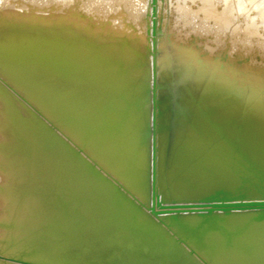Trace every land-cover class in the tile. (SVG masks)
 <instances>
[{
  "label": "bare ground",
  "instance_id": "bare-ground-1",
  "mask_svg": "<svg viewBox=\"0 0 264 264\" xmlns=\"http://www.w3.org/2000/svg\"><path fill=\"white\" fill-rule=\"evenodd\" d=\"M73 1L0 0V237L18 234L27 211L36 208L49 210L43 220L62 219L61 239L53 233L58 249L49 246L51 237L46 249L39 242L45 252L33 250L29 264H264V22H255L264 12H254L245 47L228 41L219 47L201 44V37L194 43L188 32L171 36L170 23L142 30L144 12L135 8L148 1L120 6L126 13L115 18L112 9L103 12L106 0L97 2L102 12L91 0V12L99 13L89 16L85 1L76 7ZM110 4L115 11L121 5ZM225 5L226 16L239 14L233 1ZM123 17L140 18V29H129ZM168 34L169 41L162 37ZM174 66L188 69L178 76L170 72ZM119 92L151 95L137 109L138 100L130 107ZM167 95L186 100L173 104L197 109L198 102V111L212 114L197 119L189 109L194 118L184 112L182 119L169 108L166 117L155 102ZM237 128L254 142L245 146ZM25 181L33 192H25L19 207ZM40 186L45 195L35 192Z\"/></svg>",
  "mask_w": 264,
  "mask_h": 264
},
{
  "label": "rangeland",
  "instance_id": "rangeland-1",
  "mask_svg": "<svg viewBox=\"0 0 264 264\" xmlns=\"http://www.w3.org/2000/svg\"><path fill=\"white\" fill-rule=\"evenodd\" d=\"M35 1H37V0H35ZM70 1H73V0H70ZM74 1H77V2H75L74 3ZM73 2H72V5H73V7H76V6H78V5H80V3L81 2H86V9H87V12H86V15H91V14H95V15H97L99 12V10H100V12H102L105 8L107 9H105L103 12L105 13L106 12V14L108 13V15H109V11L112 9V14L110 13V15H109V17H113L114 16V18L115 17H117V16H121L122 14L124 15L126 12H124V11H121V9L122 10H124V5L126 4V9H127V6H128V8H130V4L132 5L133 3H134V8H135V3L137 4V3H139V2H141V0H136V1H138V2H133V0H132V3H130V2H128V0H117L120 4L123 2V4H121V5H119V6H116V7H118L117 8V11H115L116 10V8H114L113 7V5H115V4H110V2H112V0H106V4H107V1H108V5L104 8V7H102L101 9H99L100 8V6L99 5H101V4H103V6L105 5L104 3H105V1L104 0H92V3H93V1L95 2V3H93V5H95L94 7H92L91 8V6H93V5H91V0H83V1H80V0H74ZM79 1V2H78ZM87 1H89V4L90 5H88V2ZM99 1H101V3L99 2ZM130 1V0H129ZM150 2V3H147V4H144L143 2ZM169 1V3H170V5H169V3L167 2V0H161V1H159V0H142V3L144 4V5H146V8H148L147 10H145V6H143V4H141V6H140V4H137V8H139L140 9V11H139V9H137V8H135L136 10H137V14L138 15H142L143 14V12H144V14L148 17V18H150V19H148V21H146V19L145 18H143L145 15L143 14L142 16H138V17H141L145 22H147L148 24H146L142 19L140 20V21H142V23L139 21V19L140 18H138V19H134L133 21H129V18H125V17H123V18H120L121 20H123L124 22H123V24L125 25V23L127 24L126 26L127 27H129V29H135V30H138V29H140V28H142V30L143 29H145V30H148L149 32H153V31H155L156 30V28L157 29H160L161 27H162V25H163V27H162V29L164 30L165 28L164 27H166L167 29H165V31H167L168 33H170L171 34V36L172 35H175V34H177L178 32H176V30L177 31H179V32H188V33H190L189 34V39H191V41L192 42H194V43H197L198 41H199V39H200V43L201 44H207V43H209L208 45H213V42H215L216 44H218V46L220 45V43L221 44H227L228 42H232V43H235L234 45H239V47H241L242 45V47H245L246 46V43H244V42H242V41H244V39L246 40V38L249 36V34L251 33V31L250 30H252L253 31V28H252V26L251 25H253V27H255L256 26V24L258 23V24H261V25H263L264 23V19L262 20L261 19V17H262V15L264 14L263 12H264V8L262 9V7L264 6V0H256V1H254V0H248V3H247V0H245V2L243 3V1L244 0H231V1H233V4H236L238 7H239V14L237 13L236 14V12L234 11V10H231L232 11V13L230 14H228L227 13V16L225 15L226 13H225V3L227 4V1L226 0H201V1H198V0H186V2L184 1V3H186V4H184L183 3V1H181V0H168ZM189 1V2H188ZM193 1H195V3L193 2ZM197 1L199 2V3H197ZM236 1H237V3H236ZM250 1V2H249ZM255 3H254V2ZM259 1V2H258ZM40 2V1H39ZM97 2L98 3H100L99 5L97 4ZM102 2H104V3H102ZM163 2H167L166 4L164 3L163 4ZM172 2H173V4H172ZM178 2V3H177ZM182 2V3H181ZM191 2V3H190ZM235 2V3H234ZM243 3V4H241V3ZM260 2H261V4H260ZM77 3H78V5H77ZM128 3V4H127ZM155 3V4H154ZM180 3V4H179ZM188 3V4H187ZM190 3V4H189ZM202 3V4H201ZM239 3H240V5H239ZM149 4V5H148ZM162 4V5H161ZM175 4H176V7L177 8H175ZM193 4V5H192ZM197 4V5H196ZM202 6H201V5ZM217 4H218V6H217ZM221 4V5H220ZM259 4H260V6H259ZM75 5V6H74ZM151 5L153 6V7H151ZM178 5H179V7H178ZM184 5V6H183ZM186 5L187 6H189L188 8H187V10H184L185 8H186ZM195 5V6H194ZM245 5V6H244ZM91 8H89V7ZM120 6H123L124 8H122V7H120ZM148 6V7H147ZM155 6V7H154ZM157 6L159 7V8H157ZM163 6V7H162ZM166 6H168V7H166ZM171 8H170V7ZM198 6V7H197ZM255 6H257L258 7V9H257V7H255ZM88 7V8H87ZM108 7H110L109 9H108ZM142 7H144V9L142 8ZM162 7V9H160ZM190 7H192V8H190ZM195 9H194V8ZM198 8V10H196L197 8ZM214 7V8H213ZM245 7V8H244ZM96 10V8H97V10L98 11H96L97 12V14H96V12H91V10L93 11L94 9ZM104 8V9H103ZM142 8V9H141ZM153 8H155V9H153ZM184 8V9H183ZM190 8V9H189ZM244 8V9H243ZM247 8V9H246ZM259 8H261V10H259ZM90 9V10H89ZM120 9V10H119ZM170 9V10H169ZM173 9V10H172ZM180 9V13H179V11H177V10H179ZM182 9H183V13H181V11H182ZM195 10V12L193 13V11L192 10ZM208 9V10H207ZM243 9V10H242ZM250 9H251V11H250ZM94 10V11H95ZM102 10V11H101ZM143 10H145V11H143ZM151 10V11H150ZM154 10H156V12L154 11ZM160 12H159V11ZM188 10H191V11H189V12H191V13H193L194 14V16L192 17V15L193 14H191V13H189L188 12ZM221 10V11H220ZM247 10H249V11H247ZM108 11V12H107ZM114 11V12H113ZM126 11V10H125ZM160 13L158 16H160L162 19H161V22L159 21L158 22V20H156L157 18L160 20V17H158L157 16V14H158V12ZM175 11V12H174ZM185 11V12H184ZM258 12V14H257V12ZM260 11V12H259ZM91 12V13H90ZM116 12H118V13H116ZM139 12V13H138ZM142 12V13H141ZM166 12V13H165ZM171 12V13H170ZM177 12V13H176ZM187 12V13H186ZM214 12V13H213ZM254 12H256V14L257 15H259V14H262V15H259V16H257V15H255V16H257L256 17V24H254V23H252L253 22V18H255V16H254ZM262 12V13H261ZM90 13V14H89ZM113 13H115L116 15H113ZM120 13V14H119ZM165 13V16L163 15ZM209 13H211V15L209 14ZM235 13V14H234ZM242 13H243V15H242ZM169 16V17H171L172 15H173V17L171 18V20L173 19V21L171 22V20H167V15ZM178 16H176V15ZM187 15L188 17L190 16V17H192V18H188L187 16H185V15ZM189 14V15H188ZM215 14H217V16H215ZM113 15V16H112ZM155 15H156V17L157 18H155ZM180 15V16H179ZM181 15H182V18H183V21H182V19H180L181 18ZM236 15V16H235ZM246 15V16H245ZM151 16V17H150ZM174 16H175V18H174ZM184 16V17H183ZM197 16H199V17H197ZM238 16V17H237ZM254 16V17H253ZM153 17V18H152ZM164 17H165V19H164ZM168 17V18H169ZM180 17V18H179ZM223 19H222V18ZM235 17V18H234ZM237 17V18H236ZM242 17H244V18H242ZM247 17H249V19L247 18ZM250 17H252V19L250 18ZM212 18H214V19H212ZM244 19V20H242V19ZM258 18V19H257ZM262 18H264V16L262 17ZM152 19V20H151ZM156 21H155V20ZM176 19V20H175ZM234 19H238V23H237V21L236 20H234ZM241 19V20H240ZM245 19H246V21H245ZM260 19V22L258 21ZM150 20V21H149ZM174 20H175V22H174ZM181 20V21H180ZM193 20V21H192ZM196 20V21H195ZM249 20H251L250 22L252 23V24H250V26L249 27H246V25H247V23L249 22ZM255 20V19H254ZM136 21H138V23L136 22ZM170 21V22H169ZM178 21V22H177ZM195 21V22H194ZM209 21V22H208ZM216 23V26H215V23ZM236 21V22H235ZM241 21V22H240ZM243 21V22H242ZM248 21V22H247ZM262 21V22H261ZM136 22V23H135ZM139 22L143 25V23H145L144 24V26L142 27V25L141 24H139ZM158 22V24L159 25H161V26H159L158 24H156ZM166 22V23H165ZM173 22H174V24H173ZM186 22V23H185ZM196 22H198V23H196ZM242 23V24H240V23ZM245 22V23H244ZM249 22V23H250ZM109 23V24H108ZM113 23V21L112 20H108V22L106 23V25H111ZM129 23H130V25H129ZM150 23V24H149ZM164 23V24H163ZM170 23V26H171V23H172V26L171 27H173V25L175 26L173 29H175L174 31L176 32V33H174L173 32V30L171 29V27L170 26H168V25H166V26H164L165 24H169ZM179 23V26L177 25ZM185 23V24H184ZM190 25H189V24ZM212 25L213 23V26H211L210 24ZM237 24L238 26H241V28L240 27H237L235 24ZM263 23V24H262ZM156 24V25H155ZM176 24V25H175ZM180 24H182V25H180ZM184 24V25H183ZM188 24V25H187ZM202 24V25H201ZM244 24H246V25H244ZM129 25V26H128ZM137 27H136V26ZM139 25H141V26H139ZM145 25H148L147 27L145 26ZM224 25V26H223ZM255 25V26H254ZM93 26H95V25H93ZM131 26V27H130ZM133 26V27H132ZM135 26V27H134ZM140 28H139V27ZM154 26H155V28H154ZM180 26L185 30V28H186V30L184 31L183 29H181L180 28ZM191 26H193V27H196L197 26V28L195 29V28H190ZM208 26V27H207ZM231 26H232V28H231ZM259 26V25H258ZM95 27H97V26H95ZM94 27V28H95ZM158 27H160V28H158ZM168 27H170V28H168ZM177 27H178V29H177ZM200 27V28H199ZM211 27V28H210ZM223 27V28H222ZM244 27H245V29L246 28H248L247 30H244ZM97 28H99V25H98V27ZM101 28L102 29H104L105 27L104 26H101ZM152 28H154L155 30H153ZM188 28H190L189 30H187ZM202 28V29H201ZM220 28H221V30H220ZM233 28H234V32H233ZM236 28V29H235ZM171 31H170V30ZM179 29H181V30H179ZM201 29V30H200ZM215 29L217 30L216 32H215ZM223 29V30H222ZM225 29V30H224ZM205 30V31H204ZM243 31V32H242ZM248 33H247V32ZM223 32H224V34H223ZM228 32V33H227ZM230 32V33H229ZM246 32V33H245ZM250 32V33H249ZM195 35H194V34ZM197 33V34H196ZM220 33V34H219ZM233 33V34H232ZM239 33V34H238ZM243 33H244V35H243ZM192 34V35H191ZM235 34V35H234ZM246 34V35H245ZM193 35L194 36H196V37H193ZM221 35V36H220ZM226 36V37H224V36ZM190 36H191V38H190ZM69 37H71V36H69ZM162 37H166V39H167V37H168V39H167V41H169V39H170V36H169V34L167 35V36H165V35H163ZM199 37H201V38H199ZM207 37V38H206ZM222 37V38H221ZM264 37V36H263ZM194 38V39H193ZM199 38V39H198ZM227 38V39H226ZM233 38H235V39H233ZM239 40H238V39ZM244 38V39H243ZM69 39H71V38H69ZM198 39V40H197ZM231 39H233V40H231ZM203 40H204V42H203ZM207 40V41H206ZM214 40V41H213ZM228 41V42H227ZM238 41V42H237ZM247 41V40H246ZM212 44H211V43ZM238 43V44H237ZM243 43V44H242ZM198 46V45H197ZM220 47V46H219ZM219 47H216L217 49L219 48ZM218 51V50H217ZM134 55H132V56H135V57H133V58H138L139 57V55H138V53H137V55H136V52L134 53V52H132ZM154 54V53H153ZM134 62H137V60L136 61H134ZM141 63H139L140 65H143V66H146V62L145 63H143L142 61H140ZM183 65V64H182ZM179 66H181V65H179ZM188 66V65H187ZM190 66V65H189ZM178 68V69H176V68ZM183 67V66H182ZM180 68V67H177V66H174L173 68H172V70L170 71V72H172L173 71V69H175L176 70V72L175 71H173V74H176V75H180L181 73V71H180V69L181 70H183V71H186V69H188V68ZM185 69V70H184ZM121 93H123V92H119L118 94H120L121 95ZM123 95V94H122ZM119 96L118 95V97H121V98H123L122 100L125 102L126 101V98H127V101H129L130 100V103L129 102H127V103H129L128 105L130 106L131 105V103H132V106H130V107H134V104L136 103V101L138 102V104L137 105H135V107L134 108H137V106H138V108L140 109V108H146V107H143L144 105H146L147 104V102L148 101H146V100H143V99H145V98H149V96L151 95V92H150V94L148 93V92H146V94L144 93V97H140V98H136L135 99V97H133V98H129L128 96L126 97V96ZM145 95H147L146 97H145ZM142 96V95H141ZM169 95H167L166 96V98L165 97H162L161 99H160V101H157V102H155V104H157V105H160V108H158V109H160V110H163V111H160L161 113H163V114H165V116H166V113H169V108H170V111H171V113L172 114H174V115H178V117L179 118H181L182 116V119H186V116H187V119L188 118H190L189 116H191L192 118H194V117H196L197 116V119H201V117L202 118H205L206 117V115H208V118L211 116V112H212V109H204L205 110V112H204V110L202 111V108H201V110L200 111H198V107H200V105L198 104V102L196 103V105L198 106H196L197 107V109H195V108H192L189 104H187L188 106H190V108H184L185 107V105L183 106V105H180L178 102H175L174 104H173V102H174V99L176 100V101H179L180 99H181V102L180 103H184L183 101H186L187 99H189L190 98V95L188 94H186V97H184V99L186 98V100H184L183 98H178L177 99V97H174L173 96V98H172V96H169ZM126 97V98H125ZM136 97H138V96H136ZM4 98H6V97H4ZM7 98L9 99V101H10V98L7 96ZM6 98V99H7ZM147 98V99H148ZM166 100H164V99ZM142 99V100H141ZM171 101H170V100ZM161 100H163V101H161ZM132 101V102H131ZM135 101V102H134ZM139 101H140V103H139ZM170 101V102H169ZM192 101H193V99H192ZM191 101V102H192ZM11 102V101H10ZM164 102V103H163ZM126 103V102H125ZM166 103V104H165ZM178 104V106H177V104ZM187 103H189V102H187ZM192 103H195V102H192ZM162 104H163V106H165V107H163L162 106ZM170 104V106H168V105ZM171 104H172V106H171ZM139 105H143V106H139ZM167 105V106H166ZM177 106V110L175 109V106ZM155 106V105H154ZM183 106V107H182ZM168 107V108H167ZM194 107H195V104H194ZM137 108V109H138ZM164 108V109H163ZM165 108H166V110H168V111H166L165 110ZM172 108V109H171ZM174 108V109H173ZM157 109V108H156ZM186 109V110H185ZM192 110L193 111V114H195L194 115V117H193V114H191V112L192 111H188V110ZM194 109L197 111V112H195L194 111ZM154 110H155V108H154ZM207 111H209L208 112V114H207ZM159 111L157 112V114H158V118H160V119H162V118H166V117H164V115L163 114H161ZM164 112H166V113H164ZM184 112H186V113H184ZM199 112H203V113H199ZM186 115H184V114ZM196 113H197V115H196ZM201 115H199V114ZM205 113V114H204ZM188 114V115H187ZM202 114H204V115H202ZM32 115V114H31ZM168 115V114H167ZM210 115V116H209ZM32 116H34V115H32ZM163 116V117H162ZM200 116V117H199ZM162 117V118H161ZM177 117V118H178ZM185 117V118H184ZM30 120V119H29ZM229 121V120H228ZM65 122V120L63 121V119H61V123L63 124ZM225 122H227V120L225 121ZM240 122V121H239ZM242 123V122H241ZM241 126H242V128H245L246 129V127L244 126L245 124L243 123V124H240ZM31 128V127H30ZM28 128V135H32L33 137L35 136V133H36V129L35 128ZM33 129V130H32ZM238 129V128H237ZM239 131H237L236 132V134H238L237 136H238V140H240L245 146H248V142L250 141V142H254V139H251L252 137L251 136H249L250 135V133H247L246 132V130H244V129H242V131L243 132H241V130L240 129H238ZM236 131V130H235ZM34 132V133H33ZM241 132V133H240ZM245 132V133H244ZM30 133V134H29ZM243 133V134H242ZM240 134H242L244 137L242 138V135H241V139H240ZM246 134V135H245ZM247 136H249V138L247 137ZM251 137V138H250ZM244 139H245V141H244ZM249 140V141H248ZM249 142V143H250ZM256 142V141H255ZM27 181H25L24 182V184H23V186H22V189H21V195H20V200L18 201V205L17 206H19V207H21L22 206V204H23V202H22V199H23V201L25 200V199H27V194L26 193H28V194H30L31 192H33V189H31V188H28V186H29V183L27 182ZM27 187V188H26ZM25 189V190H24ZM27 189V190H26ZM26 192V193H25ZM35 192L36 193H38V195H45V192H43L42 191V189H41V186L40 187H38L37 188V190H35ZM41 192H43V193H41ZM23 193H24V196L25 197H22L23 196ZM35 209V210H34ZM51 210H52V208H51ZM48 212H49V210H47ZM47 211H45V210H43V209H40V211L39 210H37L36 208H33V209H29L28 211H27V214H26V217H25V220H24V222L19 226V233L17 234V233H14L12 230V232H11V234L10 233H6L5 235L7 236V239H8V242H7V240L5 239V235H2L3 237H0V238H3V239H0V256H1V258H0V261H1V263L0 264H15V262L18 264V263H21V264H29V263H32V259H30V257L29 256H31V258L32 257H36L35 255H39L40 256V254L44 251V249L42 248V246L44 247V244L45 245H47L46 243H47V239L49 238V237H51V239H52V241H50V244H49V246L51 245V248H53L52 247V245L54 246L55 244H56V246H57V243H55V241L57 242V237L56 236H58V238L59 239H61V233H59V232H61L60 230H58V228H59V225H58V222L60 223V221L62 220H60V219H58L57 217L55 218V216L53 217V219L55 220H53L52 218H51V220L48 222V220H43V217L47 214ZM172 216V215H171ZM30 219V220H29ZM58 219V220H57ZM31 220H35L33 223H34V225L35 226H33V224L32 225H30V221ZM56 220H57V223H56ZM60 220V221H59ZM37 221V222H36ZM51 221H52V223H51ZM38 223H40V224H38ZM54 223V224H53ZM56 223V224H55ZM14 224H16V222H14ZM36 224H38V225H36ZM53 226H55V227H52L51 225ZM50 225V226H49ZM58 225V226H57ZM157 225V224H156ZM155 225V226H156ZM5 226V225H4ZM44 226H46L45 227V229L43 228ZM0 227H3V225L2 224H0ZM40 227V228H39ZM48 227V228H47ZM50 227V228H49ZM52 227V228H51ZM178 227V226H177ZM56 228V229H55ZM181 228H182V226H181ZM180 228V229H181ZM50 230V231H49ZM52 230H54L53 232H52ZM57 230H58V232H57ZM10 231V230H9ZM41 231V232H40ZM47 231V232H46ZM13 233V234H12ZM49 233H54V234H56V233H58L56 236H54V234H53V236H52V234H50V235H47V234H49ZM38 234H40V235H38ZM10 235V236H9ZM13 236V237H12ZM43 236H45L44 238H45V240H44V238H41V237H43ZM9 237V238H8ZM12 240H11V239ZM41 238V239H40ZM5 239V240H4ZM55 239H57V240H55ZM2 240V241H1ZM30 240V241H29ZM38 240V242H36ZM12 241V242H11ZM43 241H44V243H43ZM58 241H60V240H58ZM32 242V243H31ZM39 242H40V244H42V246L39 244ZM2 244H3V246H2ZM8 244V245H7ZM38 244V245H37ZM59 244V243H58ZM11 245H13V246H11ZM15 245H18V247L16 248V250H15V252H12V254H11V251H10V249L12 250L13 248H14V246ZM10 246V247H9ZM35 248H34V247ZM48 246V245H47ZM5 247V248H4ZM8 249H7V248ZM16 247V246H15ZM41 248V250L43 249V251H41V250H39L40 248ZM38 250H37V249ZM45 249H46V246L44 247ZM50 248V247H49ZM50 248V249H51ZM3 249V250H2ZM36 249V250H35ZM57 249H58V246H57ZM33 250H35V251H37V252H35V251H33ZM49 251V250H48ZM31 252V254H33V256L32 255H30L29 253ZM33 252H35V255H34V253ZM39 252V253H38ZM45 252V251H44ZM49 252H51V257H50V259L51 260H55V257H56V250H54V249H52L51 251H49ZM49 252H47V253H49ZM8 254V255H7ZM5 256V257H4ZM49 256V255H48ZM53 256V257H52ZM26 259H25V258ZM29 257V258H28ZM27 258H28V260H27ZM24 259V260H23ZM9 260V261H8ZM30 260V261H29ZM48 260V259H47ZM88 262H89V260H88ZM34 263V262H33ZM36 264V263H35Z\"/></svg>",
  "mask_w": 264,
  "mask_h": 264
},
{
  "label": "water",
  "instance_id": "water-1",
  "mask_svg": "<svg viewBox=\"0 0 264 264\" xmlns=\"http://www.w3.org/2000/svg\"><path fill=\"white\" fill-rule=\"evenodd\" d=\"M220 205H221V204H213L212 207H213V206H220ZM248 205H250V206H259V205H263V204H260V203H258V202H257V203H256V202H251V203H249ZM208 207H209L208 205H206V204H202V207H201V208H203V209H206V208H207V209H208ZM170 211H174V210H170ZM175 211H176V210H175Z\"/></svg>",
  "mask_w": 264,
  "mask_h": 264
}]
</instances>
